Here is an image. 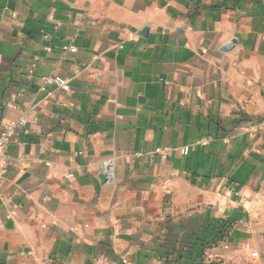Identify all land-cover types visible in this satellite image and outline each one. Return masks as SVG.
<instances>
[{
    "label": "crops",
    "instance_id": "0c3cea01",
    "mask_svg": "<svg viewBox=\"0 0 264 264\" xmlns=\"http://www.w3.org/2000/svg\"><path fill=\"white\" fill-rule=\"evenodd\" d=\"M263 118L264 0H0V264H264Z\"/></svg>",
    "mask_w": 264,
    "mask_h": 264
},
{
    "label": "built area",
    "instance_id": "2783aa9c",
    "mask_svg": "<svg viewBox=\"0 0 264 264\" xmlns=\"http://www.w3.org/2000/svg\"><path fill=\"white\" fill-rule=\"evenodd\" d=\"M71 51H75V48H70ZM44 82L47 85H56L60 88H62L65 91H68L70 89V85L67 82L66 79H64L61 76H46L44 78ZM261 126L264 127V118L261 122ZM15 135V124L14 123H7L3 126V128L0 131V170L1 167L3 165V156H4V152L8 146V144L11 142V140L13 139ZM189 148H185L183 150L184 153H188ZM252 255L254 257L258 256V253L256 251L252 252ZM93 264H117L114 261H109L107 259H97L93 262Z\"/></svg>",
    "mask_w": 264,
    "mask_h": 264
},
{
    "label": "trees",
    "instance_id": "16d2710c",
    "mask_svg": "<svg viewBox=\"0 0 264 264\" xmlns=\"http://www.w3.org/2000/svg\"><path fill=\"white\" fill-rule=\"evenodd\" d=\"M228 225H229L228 222H221L218 224V227L220 229V233L222 235H224V233L228 230Z\"/></svg>",
    "mask_w": 264,
    "mask_h": 264
},
{
    "label": "water",
    "instance_id": "95a60500",
    "mask_svg": "<svg viewBox=\"0 0 264 264\" xmlns=\"http://www.w3.org/2000/svg\"><path fill=\"white\" fill-rule=\"evenodd\" d=\"M101 179H102V181L106 180V176L105 175H101Z\"/></svg>",
    "mask_w": 264,
    "mask_h": 264
}]
</instances>
